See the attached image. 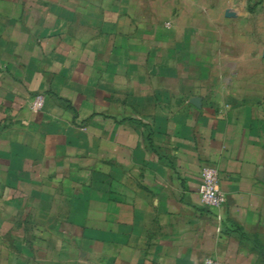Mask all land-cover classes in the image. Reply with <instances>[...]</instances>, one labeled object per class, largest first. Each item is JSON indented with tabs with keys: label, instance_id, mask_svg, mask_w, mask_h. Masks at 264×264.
Segmentation results:
<instances>
[{
	"label": "crops",
	"instance_id": "1",
	"mask_svg": "<svg viewBox=\"0 0 264 264\" xmlns=\"http://www.w3.org/2000/svg\"><path fill=\"white\" fill-rule=\"evenodd\" d=\"M208 259L264 264V0H0V264Z\"/></svg>",
	"mask_w": 264,
	"mask_h": 264
},
{
	"label": "built area",
	"instance_id": "2",
	"mask_svg": "<svg viewBox=\"0 0 264 264\" xmlns=\"http://www.w3.org/2000/svg\"><path fill=\"white\" fill-rule=\"evenodd\" d=\"M45 97L43 95L36 96L31 104L30 109L38 112L44 109ZM201 184L199 186V195L204 206L220 210L227 201L226 194L220 188L219 173L214 168H204L201 174ZM205 264H220L217 260L208 259Z\"/></svg>",
	"mask_w": 264,
	"mask_h": 264
},
{
	"label": "water",
	"instance_id": "3",
	"mask_svg": "<svg viewBox=\"0 0 264 264\" xmlns=\"http://www.w3.org/2000/svg\"><path fill=\"white\" fill-rule=\"evenodd\" d=\"M234 15H235V14L232 13V12H230V11L227 12V16H228V17H233Z\"/></svg>",
	"mask_w": 264,
	"mask_h": 264
}]
</instances>
